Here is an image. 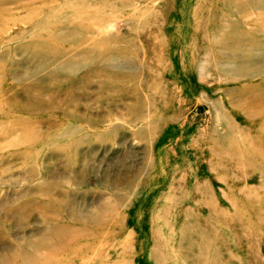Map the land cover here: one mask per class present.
Listing matches in <instances>:
<instances>
[{
  "label": "rangeland",
  "instance_id": "374dc122",
  "mask_svg": "<svg viewBox=\"0 0 264 264\" xmlns=\"http://www.w3.org/2000/svg\"><path fill=\"white\" fill-rule=\"evenodd\" d=\"M0 264H264V0H0Z\"/></svg>",
  "mask_w": 264,
  "mask_h": 264
},
{
  "label": "bare ground",
  "instance_id": "6f19581e",
  "mask_svg": "<svg viewBox=\"0 0 264 264\" xmlns=\"http://www.w3.org/2000/svg\"><path fill=\"white\" fill-rule=\"evenodd\" d=\"M149 119V118H148ZM69 130H70V132H74L75 131V129H73V126H71L70 128H69Z\"/></svg>",
  "mask_w": 264,
  "mask_h": 264
}]
</instances>
